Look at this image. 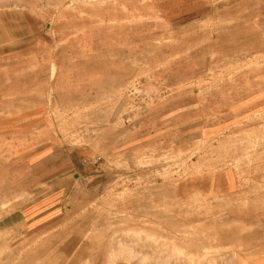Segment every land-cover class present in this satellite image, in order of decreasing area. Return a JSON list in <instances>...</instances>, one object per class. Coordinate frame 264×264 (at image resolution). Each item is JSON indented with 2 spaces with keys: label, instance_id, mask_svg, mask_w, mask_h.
I'll return each mask as SVG.
<instances>
[{
  "label": "rangeland",
  "instance_id": "1",
  "mask_svg": "<svg viewBox=\"0 0 264 264\" xmlns=\"http://www.w3.org/2000/svg\"><path fill=\"white\" fill-rule=\"evenodd\" d=\"M0 264H264V0H0Z\"/></svg>",
  "mask_w": 264,
  "mask_h": 264
},
{
  "label": "bare ground",
  "instance_id": "2",
  "mask_svg": "<svg viewBox=\"0 0 264 264\" xmlns=\"http://www.w3.org/2000/svg\"><path fill=\"white\" fill-rule=\"evenodd\" d=\"M52 68V67H51ZM52 71H54V70H52ZM140 231V230H139ZM133 233V232H132ZM136 236V235H135ZM117 247V246H116ZM121 247V246H120ZM176 249V248H175ZM122 251V250H121ZM175 251H177V250H175ZM179 252V251H178ZM175 253V252H174ZM174 257V256H173ZM147 261V260H146Z\"/></svg>",
  "mask_w": 264,
  "mask_h": 264
}]
</instances>
